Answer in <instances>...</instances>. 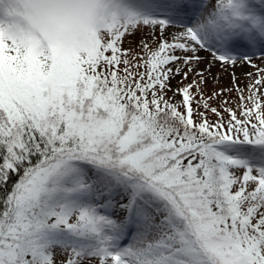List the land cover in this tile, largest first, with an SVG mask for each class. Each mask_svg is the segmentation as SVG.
I'll list each match as a JSON object with an SVG mask.
<instances>
[{
  "label": "snow or ice",
  "instance_id": "snow-or-ice-1",
  "mask_svg": "<svg viewBox=\"0 0 264 264\" xmlns=\"http://www.w3.org/2000/svg\"><path fill=\"white\" fill-rule=\"evenodd\" d=\"M0 264H264V0H0Z\"/></svg>",
  "mask_w": 264,
  "mask_h": 264
},
{
  "label": "rangeland",
  "instance_id": "rangeland-1",
  "mask_svg": "<svg viewBox=\"0 0 264 264\" xmlns=\"http://www.w3.org/2000/svg\"><path fill=\"white\" fill-rule=\"evenodd\" d=\"M127 47V44L125 45ZM201 55L207 56V53H201ZM257 63H260V61H256ZM213 74L214 75H218L219 76V83H213L211 81V79L209 80V85L206 89V91L211 92V91H218L220 88H230L231 85V76L229 73H231L232 71H235L236 76L239 78L238 79V83L240 84L241 87H244L247 83H248V78H246L244 76V72L245 71H249V72H253L254 69L251 68H241V67H237L235 69H229L228 72L223 71L222 69L219 68V66H215L213 68ZM173 84H175V81H173ZM169 95H171V93H169ZM245 96L248 95L247 91H245L244 93ZM177 99H179V97H177ZM227 100L228 101V105L232 108H236V106L240 103L239 101V96L237 94V92L235 90H233L232 92H226L223 96H221L219 99H214L213 101H211L210 103L212 104V106L214 107H220L221 106V102L223 100ZM203 110V109H201ZM225 118H227L228 113H224ZM208 118L210 120H215L216 117L214 115H212L211 113H208Z\"/></svg>",
  "mask_w": 264,
  "mask_h": 264
}]
</instances>
